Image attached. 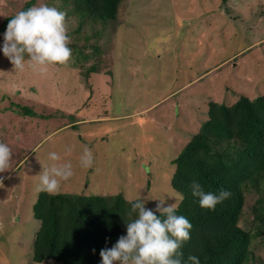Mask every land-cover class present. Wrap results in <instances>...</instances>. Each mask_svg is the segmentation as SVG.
Here are the masks:
<instances>
[{
  "label": "rangeland",
  "instance_id": "374dc122",
  "mask_svg": "<svg viewBox=\"0 0 264 264\" xmlns=\"http://www.w3.org/2000/svg\"><path fill=\"white\" fill-rule=\"evenodd\" d=\"M28 1L0 0V26ZM48 2L63 5L34 0L32 6ZM117 9L105 26L84 24L76 39L69 33L77 24L66 16L72 56L45 74L27 66L14 71L2 51L7 27L0 31V142L13 154L10 169L0 173V264H60L32 260L36 187L43 166L52 163L49 153L74 171L57 194L147 198L153 211L162 199L179 206L171 161L185 145L176 152L173 145L198 132L209 103L264 95V0H120ZM91 28L103 34L85 42ZM194 77L201 78L184 87ZM187 95L182 114L175 105ZM152 105L153 112H137ZM157 121L164 123L152 125ZM84 146L94 158L87 169L79 165ZM238 225L255 231L245 211ZM250 250L264 264V240L253 239Z\"/></svg>",
  "mask_w": 264,
  "mask_h": 264
},
{
  "label": "trees",
  "instance_id": "16d2710c",
  "mask_svg": "<svg viewBox=\"0 0 264 264\" xmlns=\"http://www.w3.org/2000/svg\"><path fill=\"white\" fill-rule=\"evenodd\" d=\"M61 1L62 6L71 7L67 12L61 5L57 9L74 18L77 28L69 35L75 34L76 39L84 24L105 26L114 20L120 0ZM33 2L28 1L21 11L32 7ZM11 18L3 20L0 31ZM101 33L91 28V36L83 34L84 41L96 39ZM92 47L98 50V46ZM178 143L173 145L175 152L176 147L185 146L171 161V185L183 197L176 214L192 225L190 239L179 250L183 264H191L190 255L198 257L200 264H261L250 247L257 237L264 240V95L254 99L239 96L229 104L209 103L207 121L187 144ZM194 180L206 193L218 194L223 189L231 196L214 211L203 209L190 188ZM133 202H125L120 196L106 199L41 191L33 206L39 222L32 243L33 262L101 264L100 250L111 248L126 235V223L136 218L135 213L128 215ZM244 211L252 216L253 232L238 225Z\"/></svg>",
  "mask_w": 264,
  "mask_h": 264
},
{
  "label": "clouds",
  "instance_id": "9594fccd",
  "mask_svg": "<svg viewBox=\"0 0 264 264\" xmlns=\"http://www.w3.org/2000/svg\"><path fill=\"white\" fill-rule=\"evenodd\" d=\"M3 39V55L14 71H23L27 66L45 74L50 67L66 65L72 56L66 13L44 4L18 12L10 19ZM12 156L10 147L0 142V173L10 169ZM48 159L52 163L43 166L36 190L55 195L61 189V182L70 180L74 171L70 162L58 163L61 157L55 152L49 153ZM93 159L92 151L84 146L79 157L80 167L91 168ZM0 186H3V178H0ZM190 188L193 196L199 197L200 207L213 211L231 196V192L223 189L218 194L206 193L195 180ZM146 200L150 199L140 198L131 203L128 215L135 213L136 218L126 223V235H121L111 248L100 250L101 264H183L179 250L190 239V221L176 214V202L166 204L163 199L157 200L159 203L153 211L146 209ZM188 261L200 264L196 256L190 255Z\"/></svg>",
  "mask_w": 264,
  "mask_h": 264
},
{
  "label": "crops",
  "instance_id": "0c3cea01",
  "mask_svg": "<svg viewBox=\"0 0 264 264\" xmlns=\"http://www.w3.org/2000/svg\"><path fill=\"white\" fill-rule=\"evenodd\" d=\"M201 77H199V78H193L191 81H190V83L189 82H187V84H185V86L184 87H187V86H189L190 84H195V83H197L198 82V80L197 79H200ZM202 89V88H201ZM163 98V97H162ZM182 101V102H181ZM181 101H179V102H177V104L175 105V108L177 109V110H180L181 112H182V114H184L185 112H186V110H185V106H186V104L189 102V100H188V95L186 96V98L184 99V100H181ZM160 107H161V105H160ZM158 108V111L160 112V111H164L163 109H161V108ZM157 109V105L155 106V105H152V106H150V107H148V108H144V110L143 109H141V110H138L137 112H145V113H150V112H153L154 110H156ZM173 109H174V106L172 107V108H170L169 109V113L167 114V117H169V118H173ZM136 112V113H137ZM133 115V114H132ZM132 115H127V116H132ZM126 116V115H125ZM124 116V117H125ZM83 122V123H82ZM102 123V122H104V121H99V120H97V119H95V121H94V123ZM162 123H164V122H162ZM162 123H152V125H154L155 127H161V124ZM83 124H86L85 123V121H81V125H83ZM67 126H71L70 125V123H69V125H67ZM54 132H52L51 134H53ZM176 133V132H175ZM38 232V231H37Z\"/></svg>",
  "mask_w": 264,
  "mask_h": 264
},
{
  "label": "bare ground",
  "instance_id": "6f19581e",
  "mask_svg": "<svg viewBox=\"0 0 264 264\" xmlns=\"http://www.w3.org/2000/svg\"><path fill=\"white\" fill-rule=\"evenodd\" d=\"M59 196H60V195H59ZM40 197H41V196H40ZM53 197H54V196H53ZM115 198H116V197H115ZM39 200H40V199H39ZM39 200H38V201H39ZM108 202H109V201H108ZM40 219H41V218H40ZM54 259H55V258H54Z\"/></svg>",
  "mask_w": 264,
  "mask_h": 264
}]
</instances>
